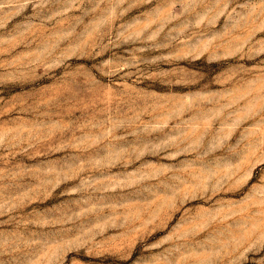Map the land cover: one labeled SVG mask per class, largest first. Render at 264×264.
Listing matches in <instances>:
<instances>
[{"label": "rangeland", "instance_id": "1", "mask_svg": "<svg viewBox=\"0 0 264 264\" xmlns=\"http://www.w3.org/2000/svg\"><path fill=\"white\" fill-rule=\"evenodd\" d=\"M0 264H264V0H0Z\"/></svg>", "mask_w": 264, "mask_h": 264}]
</instances>
